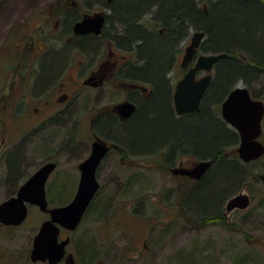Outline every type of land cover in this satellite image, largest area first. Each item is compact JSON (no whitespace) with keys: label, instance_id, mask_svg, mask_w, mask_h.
Returning a JSON list of instances; mask_svg holds the SVG:
<instances>
[{"label":"rangeland","instance_id":"374dc122","mask_svg":"<svg viewBox=\"0 0 264 264\" xmlns=\"http://www.w3.org/2000/svg\"><path fill=\"white\" fill-rule=\"evenodd\" d=\"M57 1L0 0V95L5 96L0 99V134L7 138L3 148L0 147V203L10 194L12 185L23 183L30 174L50 159L58 161V167L48 181L51 205L69 202L72 199L70 193L76 186L74 177L78 160L73 148L76 144L87 149L91 138V131L87 128L88 117L85 115L88 110L86 100L90 92L88 86L80 89L72 101L61 106L66 112L47 117V128L35 130L37 127H33L32 133H20L24 119L33 121L34 125L38 126L37 118L31 116L34 114L32 111H27L28 117H12L6 113L11 102H16V105H21L25 110L34 108L39 98L44 96L43 99H47L48 94L66 78L61 74V77L52 83L57 71L62 69L63 59L58 45L49 48L47 45L48 50L40 58L37 47H33L34 44L38 45L40 39H45L41 34H49L55 27L58 18L55 8ZM79 1V5H82L80 8L83 9L92 2L96 4L94 10L106 7V0H90L87 4L85 0ZM44 8L49 9L50 15L48 16V11L45 13L47 17L43 16ZM150 10L153 13L146 10L142 13L146 14L142 16L145 22L153 15V18L158 17L156 6ZM67 17L69 22L72 17ZM113 25L116 33L123 32L124 25L118 21H114ZM22 28L24 32H21ZM21 33L26 37L22 38L19 35ZM11 35L20 45V62L17 61L14 44L11 47ZM261 37L260 46L264 49V32ZM217 43L224 44L226 41L219 39ZM104 44L106 50L107 39ZM155 44L157 45L151 43L150 47L158 48V43ZM98 45V41L91 42L89 48L94 47L95 51ZM240 54L246 56L244 53ZM97 55L93 64L105 59V56H102L97 60ZM53 57L57 58V66H52V72L48 76V62ZM71 71L75 72L74 69H69L65 74ZM38 73L40 81H36ZM253 83L249 85L240 80L236 85L249 87L256 97L264 101L263 72ZM151 104L162 110L164 115L159 116L154 137L148 142L141 140L140 128L144 122L139 121L137 128H133L132 132L126 130L130 134L127 140L134 150L139 151L146 146L157 150L168 147L166 157L173 153L170 147L190 153H201L204 150V145L209 143V136L205 131L206 122L201 123V128H195L192 123L185 128L174 125L168 118L169 104L162 92L157 97L154 96ZM22 140L24 145L21 148L26 150L28 157L26 163L22 165L18 154L11 155L8 162L4 161L2 152L6 145L10 150L17 149ZM262 141L264 142V119ZM231 148V153H236L233 147ZM186 157L188 159L191 156ZM117 158L115 154L110 156L107 174L103 176L101 187L79 226L74 230H65L73 238L79 253L94 257L95 260L91 264H94L96 259H102L107 264H264V186L261 182L255 185L253 191L248 187L243 188L251 196L249 207L226 212L227 200L239 192V188L224 198L222 211H217L222 212V220L217 217L220 214L215 213L212 221L203 223L200 219L203 214L196 210L201 211L206 207L214 209L219 202L221 191L216 183V175L213 180L189 191L185 202L188 212L183 216L182 195L179 193L186 186L184 179L172 178L162 167L140 165L138 161L130 166L119 167ZM251 166L252 173L263 171L264 157ZM113 173H119L120 176L112 177ZM134 174L136 177L131 178ZM14 182L16 184H13ZM186 183H190L191 187L194 182ZM171 186L181 187L179 193L165 195L166 188ZM45 218L43 212L32 207L27 221L22 225L14 228L0 226V264H32L28 257L23 256L29 251L34 235Z\"/></svg>","mask_w":264,"mask_h":264},{"label":"flooded vegetation","instance_id":"af4514ba","mask_svg":"<svg viewBox=\"0 0 264 264\" xmlns=\"http://www.w3.org/2000/svg\"><path fill=\"white\" fill-rule=\"evenodd\" d=\"M88 1L90 0H86L87 3ZM63 5L65 6L67 5L68 7L72 8L73 11H76V12L79 11L78 16H75V18H70L69 22H67L68 17H63V16H65L68 12L64 9ZM88 5H86L85 9L80 8V6L82 5H78V0H58L55 3L56 12L58 13V16H57L58 18L56 19V25L49 34H44L45 32L41 34L44 36L45 39H40V42L38 43V45L34 44L33 47L34 48L37 47L38 55L40 58L44 55V53L48 50L49 47L58 45L59 51L62 53V58H63L62 69L60 71H57V76L55 79H53L52 83L54 84L57 81V79L61 77V74L65 75L66 78L64 81L59 82L58 86H56L55 89H53L51 94H48L49 97L47 99H43L44 96L39 98L38 104L37 106H34V108L32 109L29 108L25 110L21 107V105H16V102H13V103L11 102L9 104V109L6 111V113H8V115L12 117H15V116L28 117L29 115L27 114V111H32L34 114H32L31 116H33L34 118H37L36 121L38 122V126L34 125L35 122L29 121L28 119H24L23 127H22L23 130L20 132L23 134L26 131H31L30 133H32L34 132L33 127H37V128H34L35 130L47 128V126L45 125V120L47 119V117L54 116V115H62L64 112H66L65 109L61 108V106H64L70 101H72L73 97L76 95V93L80 89L86 86L90 88L89 97L86 100L87 105H88V110L85 113V115H87L88 117V124H87L88 127L87 128H89L91 131V138L88 142L89 145L87 149H84L83 147H80L77 145L80 148L79 149L77 148L76 144L73 148V151L76 157L78 158V160L76 164V175L74 177L76 180V186L74 189H72V192L70 193V196H72V199L75 197L78 191L79 183H80V178L82 174L81 169H80V164L92 154L94 142L97 140L101 141L102 143H105L108 146L107 151L105 152L104 156L102 157L96 169V178L100 184L99 188L101 187V180L103 179V176L107 174L106 171H107L109 159H110V156L113 154H115V156L118 157L117 163L119 167L121 165L130 166V164L136 163V161H138L140 165L143 164V165L156 166V167L160 166L172 178L184 179L186 182L192 181L194 182L193 186L196 187L197 185H199V183L201 182L203 177L207 174V172L215 164V161L212 158L201 157L200 153H195V152L190 153L184 150L182 151L175 150L174 147H170V149L173 150V153L169 155L168 157H166V154H167L166 149L169 150L168 147H165V148L163 147V148H160L159 150H157L156 148L149 147V148H143V149H140L139 151H136L132 147H130L129 145L121 141L119 139V136H117L115 133L112 134L106 131L107 128H110V124H108L110 119L114 120V122L116 123L115 125L116 128H131L130 123L134 121V119L140 113L141 106L149 102L156 95L157 86L155 82H153V80H151L150 78L143 77L142 74H140V67L143 64V62L140 60L139 52L135 44L127 43L126 45H123V44L114 45L112 42L108 40V45H107L108 50L107 49L105 50V44H104L105 39L104 38L107 36L106 35V32H107L106 24L108 20L107 19L108 14L100 9L94 10ZM46 11L49 12V9L47 8L43 9L44 17H47V14H45ZM96 12L97 13L102 12L105 14V22H104L101 33L97 34L92 31L85 32V33H78L75 31V24L77 22L83 20L88 14H93ZM49 15H50V12L48 13V16ZM145 15L146 14L144 13L141 15V17ZM153 16L150 18V20H147L145 23L143 22V23H138V24L142 25L148 31L154 34H157L159 36H165L166 34H168L169 28L165 24L161 23L157 16H155V18H153ZM41 30L42 29H40V33H42ZM21 32H24L23 28L21 29ZM25 32H26V29H25ZM19 35H21L22 38H24V36L26 37V35L22 33ZM11 36H12L10 40L11 47H13V44L16 46H20L15 41V38H13V35ZM94 40L99 42V45L95 51L93 50L94 47L89 48V43L91 42L93 43ZM174 42L176 43L173 46V51L176 47H188L191 44L192 40L189 38H176L174 39ZM47 45H48V48H46ZM185 49L176 59L172 57L170 64L164 70V79H165V84L168 90V102H169V107H170V114L172 118L174 119V121L181 124L182 127L184 126L187 127L189 126V123H192L193 125L195 126L197 125L198 127L201 128V114L206 111V109L204 108V104L206 103V100H207V94L213 85V82L215 79L214 76L216 74L218 63L215 64L213 68L212 81L208 85L206 93L200 100L199 109L180 113L177 110L176 101H175L177 83L180 79H182L186 75V73L193 66L196 65L198 57L201 55V43L199 47H197L196 49L197 51L194 54L192 60L189 61L186 65L182 66L181 59L185 53ZM96 54H98L97 60L102 56H105L104 57L105 59L102 61H97L95 64H93ZM77 55H80V57H78ZM69 69H74L75 72L73 73L71 71L72 73L70 72L69 74H65L66 70L69 71ZM24 74L25 73L23 72V75ZM204 74H206L205 71L198 70L196 72L195 79L199 80L201 76H203ZM232 90L233 89H231V91ZM231 91H229L228 94ZM228 94L226 95V97L228 96ZM251 95L255 99H260L256 97L255 95H253V93ZM0 96H1L0 99H3L5 97L4 95H0ZM226 97L223 99V101L226 99ZM125 102H131L132 104H134V109L129 115H125L126 112H128L127 109L126 111L125 110L121 111L119 108V105ZM222 103H221V99L217 100L215 102L216 106L213 109L212 108L207 109V113H210L212 119L218 124L223 123V125L226 126V128H230L235 131V133L237 134V139H236V144L234 146L236 147V153L238 154V158L244 163H254L256 161H259L260 159H263L264 155L252 161H244L243 159L239 157L237 148L241 142L240 134L237 131L236 127H234L230 122H228L223 117L222 108H221ZM70 116H72V114ZM263 119H264V116H263ZM263 119H262V133L258 137V139L261 142H263L262 141ZM202 123H205V121L202 120ZM111 128H114V125H112ZM6 139L7 138H5L4 136H2V134H0V147L1 148H3V146L6 144ZM23 143H24V140L20 142L19 147L17 149L11 148L12 150H10V148L7 147L6 145L4 152H2L3 160L8 162L11 155L18 154L20 156L22 165L25 164L28 157L26 156V153H25L26 150L24 151V149L21 148L24 145ZM71 147H73V145ZM187 155L188 156L190 155L191 157H188L187 159L186 157ZM203 159H211L213 160V163L201 178H195L188 174H183L179 172L180 170L184 168L186 169L193 168L198 162H200ZM49 161H53L57 163L56 168H55L56 170L58 167V161L50 159L46 161L45 163ZM134 168H136V165L134 166ZM54 171L50 174L49 178L54 173ZM32 174H30V176ZM115 175L120 176L119 173H113L112 177ZM30 176H28V178ZM134 177H136V174H134L131 178H134ZM28 178H26L24 182ZM49 178L46 182V195H47V199L49 202V207L61 206V205L69 203L72 199L69 202H66L64 204L51 205L50 199L48 197L49 196L48 195ZM16 182H14L13 184H16ZM186 182H183L186 184V186L182 189L181 193H179L181 187L177 188L176 186L174 187L171 186L169 188H166L165 190V195H168V196L174 193H179L182 195L183 216H185L188 212V208H186L185 202L187 201V196L189 195V191H191V187L189 186L190 183H186ZM23 183L12 185L10 189V194L8 195L7 198L17 195ZM245 187H247V185L243 186L239 190V192L243 190V188ZM32 207H34L35 210H40V208L37 205L28 204V216L25 221H27ZM236 209H239V208H236ZM41 212H43L46 216V218L43 221L50 218L49 212H45V211H41ZM2 225H5V224L0 223V226ZM5 226L18 227L19 225L18 226L5 225ZM65 230H68V229L61 227L59 242H62L63 240L67 238H69V241L65 246L64 255L56 264H91V262L95 260L94 257L93 256L86 257L83 254L79 253L76 243H73V238L67 232H65ZM33 243H34V238H33V242H32V245L30 246L29 251L24 254L23 258L28 257V260H30L32 264H51L48 259L38 260V261H32L30 259L31 250L33 248ZM94 264H107V263L104 262L102 259H96V262Z\"/></svg>","mask_w":264,"mask_h":264},{"label":"trees","instance_id":"16d2710c","mask_svg":"<svg viewBox=\"0 0 264 264\" xmlns=\"http://www.w3.org/2000/svg\"><path fill=\"white\" fill-rule=\"evenodd\" d=\"M221 2L218 5H215L214 2L211 3L212 6L205 13L202 9L199 10L195 7L193 0H113L108 4L111 10L108 14L106 30L107 32H115L112 35L119 45L131 43L137 46L140 59L143 61L140 67V74L153 80L157 86L156 97L162 92L167 97V101L168 90L165 84L164 70L172 60L174 39L184 32L188 24H193L207 31L208 39L202 46L203 50H206L205 45H208L209 50L206 51L209 52L226 51L232 54L237 50L245 55L249 53L254 63H246L235 56H231L222 59L217 64V74L207 98L219 100L223 99L228 94L229 88L240 80L250 85V80L256 79L264 72V49L260 46L261 36L264 32V0H222ZM104 3L107 6V1ZM154 6L157 7V15L160 22L169 28V32L165 36L154 34L136 23L145 10L150 12V8ZM114 21H118L125 26L121 34L113 30ZM219 39L225 40L226 43L218 44ZM95 42L97 41L94 40ZM155 42L158 43V48L156 49L150 47L151 43L157 45ZM13 48L17 61L20 62L18 56L22 55L21 51H18V46L16 45ZM55 62H57L56 57L51 58L50 62H48L50 63L48 76L52 72L50 71L52 66L56 65ZM42 67L46 69L44 65ZM239 73L243 74L245 78L242 77L239 80ZM219 92L222 93L218 95ZM153 101L154 97L141 106L140 113L130 123L131 128H116V123L110 119V128H107L108 132H112V134L115 132L121 141L132 147L127 140V136L130 134L126 130L132 132L133 128H137L138 122L141 121L144 122L140 128L142 132L141 140L144 143L148 142L149 139L151 140L154 137V132H156L159 116L164 115L162 110H158L157 106L151 104ZM168 108L169 120L177 127L185 128V126L182 127L181 124L174 121L170 114V107ZM204 108L206 111L201 114V123L203 120L207 124L205 131L208 133L209 143L204 145V150L200 154L201 157L212 158L215 164L203 177L199 187H201V184L213 180V176L216 175L218 179L216 183L221 193L219 194V202H217L218 204L216 203L214 209L206 207L201 211L196 210L198 213L203 214L201 215L202 218H200L202 222L213 219L212 217L217 211H222L221 204L231 192L246 185L250 191H253L255 185L260 182L258 177L252 180L254 176H257L251 172V165L255 162L244 163L238 158L237 153H231L233 152L231 147L236 151L234 145L236 144L237 134L235 131L226 128L223 123L218 124L215 122L210 113H207V103L204 104ZM112 125H114V128H111ZM194 127L196 128L197 125ZM199 137L201 140V134ZM144 148L149 147L146 146ZM196 187L191 186V190ZM221 211L217 213L220 214L217 217L222 220L223 217L221 215L223 214Z\"/></svg>","mask_w":264,"mask_h":264},{"label":"water","instance_id":"95a60500","mask_svg":"<svg viewBox=\"0 0 264 264\" xmlns=\"http://www.w3.org/2000/svg\"><path fill=\"white\" fill-rule=\"evenodd\" d=\"M105 22L104 13L89 15L75 24L78 33H100ZM204 31L194 34L191 44L184 55L185 65L192 60L196 48L204 36ZM225 53L201 54L197 63L179 82L175 101L178 112L198 110L212 78L211 71ZM199 69L208 71V74L196 80ZM120 110L127 109L129 115L134 104L121 103ZM222 115L240 134L241 142L237 148L239 157L244 161H252L264 155V143L258 137L262 133V119L264 116V101L252 97L250 90L243 85L235 87L222 104ZM108 146L101 141H95L92 154L80 164L81 178L78 191L71 202L66 205L49 207L46 195V182L55 170L57 163L49 161L37 169L20 187L17 195L11 196L0 203V223L6 225H20L28 216V204L37 205L42 211L49 212L50 218L43 221L34 236L30 259L32 261L49 260L56 264L64 255L65 246L69 238L59 242L61 227L73 230L80 224L90 202L94 198L99 182L96 178V169L107 151ZM213 160L203 159L191 169H182L179 172L195 178H201L212 165ZM264 183V173L261 175ZM251 204L248 192L241 190L228 199L226 212L239 208L245 209Z\"/></svg>","mask_w":264,"mask_h":264},{"label":"bare ground","instance_id":"6f19581e","mask_svg":"<svg viewBox=\"0 0 264 264\" xmlns=\"http://www.w3.org/2000/svg\"><path fill=\"white\" fill-rule=\"evenodd\" d=\"M83 1V0H82ZM107 1V6L105 7V6H103V8H101L104 12H106L107 14H109L110 13V7H109V3L110 2H112L113 0H106ZM194 1V3H195V7L197 8V9H199V10H203L205 13H207L208 11H209V9H210V7L212 6L211 5V3H215V5H218V4H220V3H222L221 1L222 0H209V1H207V0H193ZM78 2L80 3V1L78 0ZM56 3V2H55ZM79 3H78V5H79ZM85 3H87V2H85ZM51 5V4H50ZM96 4H94V2H92L91 4H89L88 6L89 7H91V8H93L94 6H95ZM64 6V9L68 12L65 16H63V17H67L68 15H70L72 18H75V16H78V14H79V11H73V9L72 8H70V7H68L67 5L65 6V5H63ZM86 7V6H85ZM147 12H148V10H146ZM97 13V12H96ZM96 13H93V14H88L87 16H89V15H95ZM99 13H102V12H99ZM150 13H153V12H151V10H150ZM86 16V17H87ZM152 16V15H151ZM150 16V17H151ZM148 20H150V19H148ZM147 21V20H146ZM145 23V20H144V18L143 17H139L138 18V20H137V22L136 23ZM102 29H103V27H102ZM201 31H204V36H203V38H202V40H200V42H199V44H198V46L197 47H199V45H200V43H201V54H210V53H215V54H219V53H225V57L224 58H222V59H225V58H227V57H231V56H235V57H237L239 60H242L243 62H246V63H254L253 62V59L251 58V56H250V54L249 53H247V55L246 56H241V54H240V52H238L237 50H235L234 51V53H232V54H229L228 52H226V51H215V52H209V51H206V50H209V47H208V45H205V48H206V50H203L202 49V46H203V44H205V42L207 41V39H208V33H207V31L206 30H204V29H201V27H196L195 25H193V24H188L187 25V27H186V29L184 30V32L183 33H181L180 34V36L178 37V38H189V39H193V37H194V34L195 33H197V32H201ZM102 32V31H101ZM100 32V33H101ZM106 37L104 38L105 39V42H106V39L107 40H109L110 42H112L114 45H119L118 43H117V41H116V39L113 37V35H112V31L111 32H106ZM48 37V36H47ZM47 39V38H46ZM48 41V40H47ZM104 42V43H105ZM175 43L176 42H174L173 41V46L175 45ZM177 46V45H176ZM186 48V49H185ZM185 49V53H186V50H187V47H176L175 49H174V51H173V53H172V57L174 58V59H176L181 53H182V51ZM197 49V48H196ZM197 51V50H196ZM245 52V51H244ZM185 53H184V55H185ZM184 55H183V57H182V59H181V64H182V66H184L185 65V63H184ZM245 55V54H244ZM221 59V60H222ZM220 60V61H221ZM219 61V62H220ZM218 62V63H219ZM194 67V66H193ZM199 70H203V69H199ZM203 71H205L206 72V74H208V71H206V70H203ZM212 71H213V69H212ZM212 71H211V74H212ZM41 73V72H40ZM40 73H38L37 75H36V81L38 80V81H40ZM206 74H204L203 76H205ZM216 74H217V72H216ZM215 74V75H216ZM263 74H264V72H263ZM261 75H262V73H261ZM261 75H259V76H261ZM203 76H201V77H203ZM212 77H213V74H212ZM216 76H214V78H215ZM238 77H240L239 78V80L242 78V77H244L245 78V76L243 75V74H241V73H239L238 74ZM183 79V78H182ZM182 79H180L179 81H178V83H177V86H178V84H179V82L182 80ZM201 79V78H200ZM258 79V77L256 78V79H252V80H250L249 81V83H251V84H254L253 82L254 81H256ZM211 81H212V78H211ZM211 81H210V83H211ZM209 83V84H210ZM240 84H238V85H234V86H231L230 88H229V90L227 91V92H229V91H231V89H234L235 87H237V86H239ZM243 86H245V85H243ZM247 87V86H246ZM249 90H250V93L252 94V91H251V89L249 88V87H247ZM207 90V89H206ZM205 93H206V91H205ZM204 93V94H205ZM204 96V95H203ZM217 101V99H208L207 98V100H206V103H207V106H208V109L209 108H214L216 105H215V102ZM222 102H224L222 99H221V103ZM223 104V103H222ZM222 106V105H221ZM222 108V107H221ZM264 173V170L263 171H261V172H257V173H255L257 176H254L253 178H252V180H254L256 177H258V181H260L261 183H262V185L264 186V184H263V181H262V178H261V175ZM88 211H86L85 213H87ZM210 221H212L211 219H208V220H206V221H203V223H208V222H210Z\"/></svg>","mask_w":264,"mask_h":264}]
</instances>
